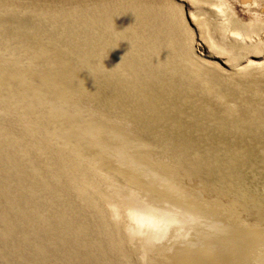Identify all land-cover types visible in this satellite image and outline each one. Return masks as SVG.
<instances>
[{
    "label": "rangeland",
    "instance_id": "1",
    "mask_svg": "<svg viewBox=\"0 0 264 264\" xmlns=\"http://www.w3.org/2000/svg\"><path fill=\"white\" fill-rule=\"evenodd\" d=\"M111 1L121 22L72 2L46 9L37 1L0 0L1 19L20 25L23 15L49 14L97 50L85 46L93 55L84 54L87 73L74 75L76 82L27 83L22 97L0 100V264H191L196 257L208 264H264V0ZM126 22L145 30L152 48L138 33L136 47L126 35L117 38L119 26L128 31ZM108 25L117 38L109 45L101 38ZM7 28L0 27L10 34ZM6 37L0 62L11 64L16 54L35 64L27 59L32 50L12 42L4 49ZM107 69L127 91L112 88L117 84ZM44 121H70L80 131L53 137ZM116 132L127 138L124 145L115 143ZM55 137L77 147L57 146ZM81 137V145L74 143ZM82 145L95 158L81 159L76 149ZM145 148L174 172L186 199L201 209L199 219L177 211L182 221L173 222L100 175L96 155L103 153L113 157L115 172L145 180L151 174L132 153ZM167 198L170 205L180 199ZM172 225L181 228L167 232Z\"/></svg>",
    "mask_w": 264,
    "mask_h": 264
},
{
    "label": "bare ground",
    "instance_id": "2",
    "mask_svg": "<svg viewBox=\"0 0 264 264\" xmlns=\"http://www.w3.org/2000/svg\"><path fill=\"white\" fill-rule=\"evenodd\" d=\"M31 1H37L40 5L46 7V9H48V7H51L52 5L55 7H59L60 5H68L71 2L75 3L76 5H79V8H86L89 10H95L100 12V14L102 13V15H104V13L106 12V14L104 16H109L110 14L113 15L114 18H116L117 20L120 21V18L118 16V14L115 11L116 6H118L117 3L113 2L110 0V2L115 3L113 5V7L110 5V3L108 2L107 6H104V2L106 0H31ZM121 2H123V0H121ZM126 2V1H125ZM86 5V7L81 6V5ZM18 7V6H17ZM68 7V6H67ZM24 8L27 9V7L21 6V9L24 10ZM127 8V7H126ZM81 10V9H80ZM2 11V10H1ZM0 11V12H1ZM5 11V10H4ZM120 11V10H119ZM7 12V11H6ZM21 12V11H20ZM19 12V13H20ZM124 12V11H123ZM18 13V14H19ZM22 13V12H21ZM131 13V11H130ZM130 15L128 13H122V15ZM132 14V13H131ZM126 15V16H127ZM133 15V14H132ZM135 15V14H134ZM49 16L51 15H46L45 17H38V16H31V15H23V19L21 24H17L16 22L12 21L9 17L7 19H1L0 18V27H8L7 31L10 32V34H7V32H2L0 29V38H4L6 36V38H9L10 42L8 39H3V41L1 42L4 46V49H12L11 46V42L13 46H23L28 50H32V56L29 55V58H27L28 60H30L31 62L35 63V64H28L26 62H20V61H24V58H19L18 56L20 55H10L12 58V63L11 64H5L3 63V61L0 62V79L2 78V83H0V92L2 94H5L4 97L0 96V100L4 99L7 102L9 97H12V99L14 100L13 97H18L22 95H24V90L28 87L29 84L31 83H36L38 84V87L43 86V84H49L50 86H52V84H61L59 86H62L63 84L67 83V82H76V77L74 75H80L82 72L87 73V69L88 67H86L85 65L88 63L86 59L87 56H89L91 58V56L93 54H89L88 50L85 48L89 47L90 45L88 42L85 41V39H82L81 35H79L80 33L77 31H74L73 29H71L70 27H61V24H56L55 22H53L51 19H49ZM131 17V15H130ZM137 18V16H136ZM135 19V18H134ZM121 22V21H120ZM136 22V21H135ZM74 24H78L80 26L83 27H87L86 22H82L80 20H76L74 22ZM127 24V22H126ZM71 25V24H70ZM123 25V23H122ZM128 25V26H127ZM126 27L128 28V31H126L125 28H122L121 26H119V32L115 33V34H119L117 38H121L122 35H126L129 38L130 42H133V44L138 43V41L136 42V40L134 39V35L136 33L141 34V36H146V38L144 37V42H142L143 46L145 45V47H151L152 45L150 44V39L149 37L145 34V30H140L142 29L141 27H136L134 28L133 25L134 24H127ZM142 26V25H141ZM77 27V26H76ZM108 27V28H107ZM107 27H104L103 29H106L101 31L102 32V40L105 41V44H110V43H115L117 41V38H113V34L111 36V30L113 27H109V25ZM79 28V27H77ZM9 29V30H8ZM96 31H99L97 28H94ZM108 30V31H107ZM132 30V31H131ZM136 31V32H134ZM110 32V33H109ZM97 34V33H96ZM100 34V33H99ZM98 35V34H97ZM100 38V39H101ZM140 39V38H139ZM2 40V39H1ZM96 40V39H95ZM113 40V41H112ZM121 41H123L122 39H120ZM115 41V42H114ZM141 42V40H140ZM101 45V44H99ZM138 45V44H137ZM106 46V45H105ZM142 46V45H141ZM182 46V45H181ZM140 47V46H138ZM143 48V47H141ZM91 51L92 49L96 50L95 48H90ZM140 49V48H139ZM139 49L137 50L139 52ZM183 49V48H182ZM142 50V49H141ZM20 51H22V49H20ZM26 51V50H25ZM97 51V50H96ZM147 51V50H146ZM24 52V51H23ZM33 52L35 54H33ZM90 52V51H89ZM94 52V51H93ZM135 52H131L128 53V56L130 54V58L132 60V54ZM87 55L85 57V55ZM96 58L98 57L101 58L103 60V58L100 56L99 53H96ZM152 54V53H151ZM35 56V57H34ZM149 57V56H148ZM15 58V59H14ZM17 58L20 59L19 62H17ZM142 58V57H141ZM152 58V57H151ZM200 58V57H199ZM23 59V60H22ZM143 59V58H142ZM16 60V61H15ZM92 60L94 61V58H92ZM139 60V59H138ZM35 61V62H34ZM153 61V60H152ZM93 63H97L96 65L101 66V68H104L102 64L103 62H101V60H99V63L95 60ZM106 63V62H105ZM101 64V65H100ZM140 64V63H139ZM106 65V64H105ZM251 66V65H250ZM109 67V66H108ZM87 68V69H86ZM130 68V67H128ZM132 68V67H131ZM244 68V67H243ZM109 69H107L108 72V76L110 77V79H114V77L109 74L110 72L108 71ZM133 70V69H132ZM104 71V69H103ZM153 71V70H152ZM111 72H112V68H111ZM156 73V72H155ZM159 73V72H158ZM147 76V75H146ZM232 76V75H231ZM75 77V78H74ZM118 76H116L115 78L117 79ZM119 78V77H118ZM115 80V84H117V80ZM28 83V86L26 85ZM241 83V82H240ZM112 87V86H111ZM115 91L118 89L120 92L123 93V91H127L128 90V86L127 85H123V86H119L117 84L116 87H112ZM20 97V98H21ZM62 98L64 100H66V102L70 99L67 95V97L62 96ZM10 99V98H9ZM17 100V98H16ZM19 100V99H18ZM63 100V102H64ZM65 102V103H66ZM71 102V101H70ZM65 107V106H64ZM69 108L65 107V111H68ZM43 114V113H42ZM48 114L45 113V115L43 116H47ZM59 117V116H58ZM56 121V120H53ZM46 121H44L45 123ZM49 124L45 123V126L43 129H46L47 131L50 132L51 135L56 136L55 132H67L69 130H75V131H80L77 130L76 128L73 129V127L71 126V122L67 121L64 125L61 123H57L56 122H48ZM42 125V124H41ZM98 125V124H97ZM103 125V124H102ZM112 125V124H111ZM82 126V125H81ZM94 126V125H93ZM40 125L36 126L34 131L41 129L39 128ZM72 127V128H71ZM87 127V126H86ZM113 127V126H111ZM110 127V128H111ZM158 127V126H157ZM82 128V127H80ZM90 128V127H89ZM93 128L96 129V126H94ZM132 128V127H131ZM130 128V129H131ZM164 128V127H163ZM86 129V128H85ZM100 128H98L97 130L99 131ZM160 129V128H159ZM45 130V131H46ZM121 130V129H120ZM128 130V129H126ZM125 130V131H126ZM168 130V129H167ZM106 131V130H105ZM108 131V130H107ZM131 131V130H130ZM43 132V131H42ZM62 132V133H63ZM92 132V131H91ZM100 132V131H99ZM102 132V131H101ZM121 132V131H120ZM129 132V131H128ZM73 133V135L76 133L78 135L84 134H92V133H86V132H71ZM81 133V134H80ZM94 133V132H93ZM123 133V131H122ZM126 133V132H125ZM130 133V132H129ZM99 134V133H98ZM121 134V133H120ZM119 133L116 132V135L119 137H115V143H121V145L123 144L124 141L127 140V138L124 136H121ZM133 134V133H132ZM170 134V133H169ZM59 135V134H58ZM83 135V136H84ZM101 135V134H100ZM124 135V133H123ZM136 135V134H135ZM70 137H72V135H69ZM107 136H110L107 134ZM112 136V135H111ZM110 136V137H111ZM139 136V135H138ZM75 137V136H74ZM109 137V138H110ZM128 137V136H127ZM137 137V136H136ZM90 138V137H89ZM138 138V137H137ZM136 138V139H137ZM141 138V137H140ZM139 138V139H140ZM50 139V138H49ZM74 139V138H73ZM113 139V138H112ZM126 139V140H124ZM150 139V138H149ZM81 140H85V138H79L76 139V141L74 143H76L77 145H81ZM200 140V139H199ZM51 141V140H50ZM53 141H56L57 146H62L64 148L70 147L73 149V145H70L72 143H69V140L64 139L61 140L63 142L60 141V139H53ZM129 141V140H128ZM136 141V140H135ZM187 141V140H186ZM78 142V143H77ZM132 142V141H130ZM150 142V141H148ZM166 142V141H165ZM55 143V142H54ZM120 143L118 145H120ZM126 143V142H125ZM134 143V140H133ZM136 143V142H135ZM256 143V142H254ZM75 144V145H76ZM102 144V143H101ZM104 144V143H103ZM130 144V143H129ZM149 144V143H148ZM252 144V143H251ZM124 145V144H123ZM104 146V145H102ZM102 146H98L99 148H101ZM106 146V145H105ZM136 146V145H135ZM167 146V145H166ZM256 146V145H255ZM77 147V146H76ZM74 147V149L76 148ZM86 147V149H85ZM119 147V146H118ZM137 147V146H136ZM91 148V147H90ZM89 147L87 146H83L82 148L80 147L77 148V152L80 155L81 159H88L89 157L93 156L94 152L90 150ZM123 148V147H121ZM129 148V146H128ZM69 149V148H68ZM95 149V148H94ZM98 149V148H97ZM138 149V148H137ZM133 151V157L134 159L139 162L142 163L144 166H146V169L148 170V172L153 175V178H150L149 175L148 177L146 176V178H144L145 180L139 179L137 176L135 177L134 175H130L128 174V172L126 173H118L115 172L114 167H110V159H112L113 157H109L107 155H104L102 153L100 156L96 155L99 160V171H100V175L106 176L109 180L114 181L115 183L123 186L124 187H128L130 190H132L131 194L133 196L134 199H136L137 204L140 203L141 205H144V207L152 210V211H156L160 212V214L166 215L168 219H171L173 222L175 221H180L179 218V214L182 211H187L190 212L191 216L195 215L197 219H199V217L201 216L200 214V208L197 207V203L195 201H189L186 199L187 196H189L188 194H186L185 190H183L178 181L177 178L175 177V174L173 171H167L163 164V166L158 162V160H156L157 158H155L153 155H151V153H149L147 151V149H142L139 151ZM149 149V148H148ZM63 150V149H62ZM76 150L74 152H76ZM99 150V149H98ZM100 150H102L104 153L105 149L101 148ZM128 150V149H127ZM130 150V149H129ZM134 150V149H133ZM69 151V150H68ZM73 151V150H71ZM150 151V150H149ZM72 153V152H71ZM96 153V152H95ZM129 153V152H128ZM128 153H126L125 155H129ZM153 153V152H152ZM8 154V153H7ZM18 155V154H17ZM62 155V154H61ZM14 156V155H13ZM191 156V155H190ZM79 157V156H77ZM94 157V156H93ZM72 158V157H71ZM95 158V157H94ZM78 159V158H77ZM14 160V159H13ZM12 160V161H13ZM16 160V159H15ZM14 160V161H15ZM80 160V159H79ZM113 160V159H112ZM128 160V159H127ZM131 160V159H130ZM84 161V160H83ZM134 161V160H133ZM232 161V160H231ZM115 162V161H113ZM112 163V162H111ZM27 164V163H26ZM31 164V163H30ZM29 164V165H30ZM116 164V163H115ZM168 164V163H167ZM165 164V166L167 165ZM191 164V163H190ZM139 165V164H138ZM15 166V165H14ZM32 166V165H31ZM30 166V167H31ZM114 166V165H112ZM185 166V165H184ZM119 167V166H118ZM168 167V165H167ZM35 168V167H34ZM143 168V167H142ZM145 168V167H144ZM37 169V168H36ZM114 169V170H113ZM117 169V168H116ZM122 169V168H121ZM23 171H25L24 169H22ZM119 170V169H117ZM128 170V169H126ZM138 170V169H137ZM140 170V169H139ZM18 171V170H17ZM123 171V170H122ZM134 171V170H133ZM16 172V171H15ZM22 172V171H21ZM120 172V171H119ZM187 172V171H186ZM37 174V172L35 173ZM181 174V173H180ZM185 174V173H184ZM191 174V173H190ZM140 175V174H139ZM33 176V175H32ZM145 176V175H144ZM143 176V177H144ZM186 176V174H185ZM1 177V176H0ZM14 177V176H13ZM188 177V176H187ZM24 178V177H23ZM2 179V178H1ZM179 180V179H178ZM196 180V179H195ZM180 181V180H179ZM31 183V182H30ZM182 183V182H180ZM37 184V183H36ZM196 185V184H195ZM198 185V184H197ZM200 185V184H199ZM40 186V185H39ZM5 187V186H4ZM57 187V186H56ZM195 187V186H194ZM200 187V186H199ZM28 188V187H27ZM55 188V187H54ZM53 188V189H54ZM179 190H177V189ZM3 189V188H2ZM200 189V188H199ZM48 190V188H47ZM57 190V189H56ZM21 191V190H20ZM58 191V190H57ZM56 191V192H57ZM260 192V191H259ZM0 193H2V190L0 189ZM188 193V192H187ZM191 193V192H190ZM20 194V193H19ZM60 195V194H58ZM196 195V194H195ZM198 195V194H197ZM172 196L174 197H178L180 198L178 203L172 201ZM191 196V195H190ZM67 197V196H66ZM142 197V198H141ZM170 201H172V205L168 204L169 199ZM3 198V197H2ZM19 198V197H18ZM193 198V197H192ZM197 199V198H196ZM195 199V200H196ZM202 199V197H201ZM211 199V198H210ZM17 200V199H15ZM66 200V199H65ZM5 201V200H4ZM203 201V200H202ZM57 202V201H56ZM159 202V203H156ZM186 202V203H185ZM199 202V199H198ZM208 203V202H207ZM47 204V203H46ZM58 206V205H57ZM176 207L175 211H170L171 207ZM8 207V206H7ZM63 209V208H62ZM203 209V208H202ZM209 209V208H208ZM207 209V210H208ZM206 210V209H205ZM177 211H181V212H177ZM186 212V213H187ZM184 214V213H182ZM208 215V214H207ZM78 216V215H77ZM181 216V215H180ZM194 216V217H195ZM203 216V215H202ZM192 217V218H194ZM209 217V216H208ZM189 218V217H188ZM57 219V217H56ZM191 219V218H190ZM196 219V220H197ZM202 220V219H201ZM182 221V220H181ZM180 221V222H181ZM188 221V220H187ZM191 221V220H190ZM215 221V220H214ZM77 222V221H76ZM46 224V223H45ZM177 224V223H176ZM180 224V223H179ZM192 224V223H191ZM70 227V226H69ZM76 227V226H75ZM176 228H181L178 227L177 225H172L170 230H167V232L172 231L173 233H176ZM190 229V227H189ZM188 229V231H189ZM154 230L153 234H155V229H151ZM191 230V229H190ZM181 232L183 230H180ZM11 232V231H9ZM28 232V231H27ZM199 232V231H198ZM204 232V231H202ZM29 233V232H28ZM166 233V232H165ZM9 234V233H8ZM42 235V234H41ZM182 235V234H181ZM82 236V235H81ZM198 237H196L197 239ZM18 239V238H17ZM182 239V238H181ZM189 240H187L188 242ZM192 240H190L191 242ZM189 242V244H190ZM195 242V241H194ZM183 243V242H182ZM156 244V243H155ZM192 244V243H191ZM184 246V243L182 244ZM187 246V245H186ZM155 247L156 249H159L161 247ZM54 250V249H53ZM170 250V249H167ZM186 251V250H185ZM64 252V251H63ZM172 252V251H171ZM192 252V251H191ZM199 253V252H197ZM191 254V253H190ZM201 254V253H200ZM203 254V253H202ZM212 254V253H211ZM198 255V254H197ZM171 256V254H170ZM170 256L168 258H170ZM174 256V255H173ZM200 255H198L199 257ZM202 256V255H201ZM187 258V257H186ZM203 259V258H202ZM200 258H194V261L191 264H204ZM128 261V260H127ZM61 263V262H60ZM179 263V262H178ZM58 264V263H57ZM208 264V263H205ZM232 264V263H231Z\"/></svg>",
    "mask_w": 264,
    "mask_h": 264
}]
</instances>
